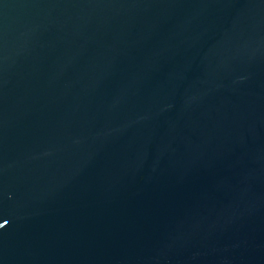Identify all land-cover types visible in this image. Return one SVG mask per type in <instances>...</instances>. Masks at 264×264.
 I'll return each mask as SVG.
<instances>
[{
  "label": "water",
  "instance_id": "1",
  "mask_svg": "<svg viewBox=\"0 0 264 264\" xmlns=\"http://www.w3.org/2000/svg\"><path fill=\"white\" fill-rule=\"evenodd\" d=\"M0 264H264V0H0Z\"/></svg>",
  "mask_w": 264,
  "mask_h": 264
}]
</instances>
